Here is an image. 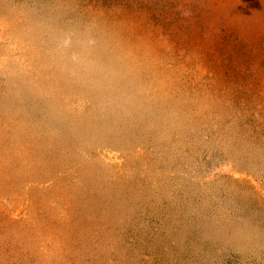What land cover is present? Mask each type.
I'll return each instance as SVG.
<instances>
[{
    "label": "rangeland",
    "instance_id": "374dc122",
    "mask_svg": "<svg viewBox=\"0 0 264 264\" xmlns=\"http://www.w3.org/2000/svg\"><path fill=\"white\" fill-rule=\"evenodd\" d=\"M0 264H264V0H0Z\"/></svg>",
    "mask_w": 264,
    "mask_h": 264
}]
</instances>
